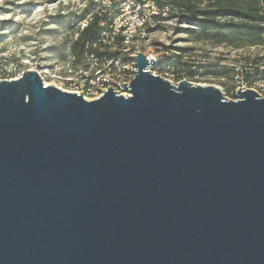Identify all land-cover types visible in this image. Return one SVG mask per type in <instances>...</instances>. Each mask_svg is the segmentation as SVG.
<instances>
[{
    "label": "water",
    "instance_id": "obj_1",
    "mask_svg": "<svg viewBox=\"0 0 264 264\" xmlns=\"http://www.w3.org/2000/svg\"><path fill=\"white\" fill-rule=\"evenodd\" d=\"M134 58L127 96L0 81V264H264V97Z\"/></svg>",
    "mask_w": 264,
    "mask_h": 264
},
{
    "label": "rangeland",
    "instance_id": "obj_2",
    "mask_svg": "<svg viewBox=\"0 0 264 264\" xmlns=\"http://www.w3.org/2000/svg\"><path fill=\"white\" fill-rule=\"evenodd\" d=\"M96 11V0H0V59L18 61L24 68L64 65L81 37L82 25ZM235 33L230 31L220 43V34L208 36L171 12L158 20L151 36L150 45L162 66L150 71L163 78L164 70L174 69L176 83L215 86L228 100H235L241 72L264 71V35L245 32L260 43L244 45ZM114 49L123 53L127 47L117 43Z\"/></svg>",
    "mask_w": 264,
    "mask_h": 264
},
{
    "label": "built area",
    "instance_id": "obj_3",
    "mask_svg": "<svg viewBox=\"0 0 264 264\" xmlns=\"http://www.w3.org/2000/svg\"><path fill=\"white\" fill-rule=\"evenodd\" d=\"M96 4V13L89 16L81 31L97 27L101 36L93 48L89 44L86 46L81 61L73 52L66 64L52 68L32 65L24 68L18 61L0 59V81L18 80L25 72L35 70L46 86L54 85L63 91L83 95L89 101L102 97L109 88L120 95H129L130 84L137 75L134 57L138 53L155 61L150 69L162 66V60L155 55L150 41L158 20L167 18L170 9L159 6L155 0H96ZM117 43L127 49L123 53L116 52L114 46ZM164 75V79L175 85L181 82L174 81V69L164 70ZM122 84H128V92L123 90L125 85ZM239 84L237 92L252 90L261 96L259 91L264 92V71L249 69L241 72Z\"/></svg>",
    "mask_w": 264,
    "mask_h": 264
},
{
    "label": "trees",
    "instance_id": "obj_4",
    "mask_svg": "<svg viewBox=\"0 0 264 264\" xmlns=\"http://www.w3.org/2000/svg\"><path fill=\"white\" fill-rule=\"evenodd\" d=\"M156 3L171 12H178L189 25L201 29L206 35H218L225 43L230 31L243 44H259L260 39H248L243 33L255 32L259 37L264 35V0H155ZM101 32L97 27H89L82 32L75 43L73 53L81 61L86 53V46L97 44ZM247 37V39H246ZM222 75V72H218Z\"/></svg>",
    "mask_w": 264,
    "mask_h": 264
}]
</instances>
